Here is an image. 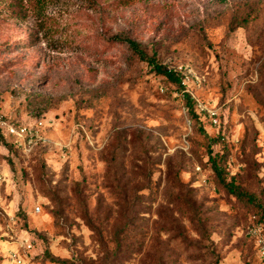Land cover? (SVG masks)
Instances as JSON below:
<instances>
[{
  "label": "rangeland",
  "instance_id": "obj_1",
  "mask_svg": "<svg viewBox=\"0 0 264 264\" xmlns=\"http://www.w3.org/2000/svg\"><path fill=\"white\" fill-rule=\"evenodd\" d=\"M0 115V264H261L264 0H0Z\"/></svg>",
  "mask_w": 264,
  "mask_h": 264
},
{
  "label": "trees",
  "instance_id": "obj_2",
  "mask_svg": "<svg viewBox=\"0 0 264 264\" xmlns=\"http://www.w3.org/2000/svg\"><path fill=\"white\" fill-rule=\"evenodd\" d=\"M125 42L131 49V51L139 58L140 61H144L147 63L148 66L151 67V70L154 72L155 75H159L164 77L168 82L176 84L177 86L181 85V78L180 76L174 71L173 69L168 68L166 65L160 63L156 57L155 53H152V55H148L145 53V51L141 48L139 43H137L134 40L131 39H125ZM186 103L189 105L191 101L188 94L184 95ZM191 112L192 106L190 108ZM212 152L210 151L208 154V161L211 166V170L213 174L215 175V178L217 179L218 183L226 190V192L242 201H245L247 203H254V199L252 195L246 193L243 191L238 185L234 183L233 178H230V180L226 179L225 170L221 166V156L218 154L211 155ZM5 178L2 173V182L0 185V192L1 189L4 186ZM263 207V206H262ZM257 220L259 222H262L264 224V209H262L259 213H257ZM25 259V257H24Z\"/></svg>",
  "mask_w": 264,
  "mask_h": 264
},
{
  "label": "built area",
  "instance_id": "obj_3",
  "mask_svg": "<svg viewBox=\"0 0 264 264\" xmlns=\"http://www.w3.org/2000/svg\"><path fill=\"white\" fill-rule=\"evenodd\" d=\"M0 131L3 134H9L15 136L17 139H26L27 141H30L32 138V134L30 131H27L25 127H14L13 125H10L9 123L5 122L1 115H0ZM2 182V173L0 172V185ZM254 218V217H253ZM246 234L248 237L253 241L255 251L257 253V256L261 262V264H264V227L261 223L255 222L252 223L250 226L246 229ZM26 248L30 247V244L27 239H25V242L23 243ZM23 254H21L18 250H10L5 255V258L7 259V264H25Z\"/></svg>",
  "mask_w": 264,
  "mask_h": 264
}]
</instances>
